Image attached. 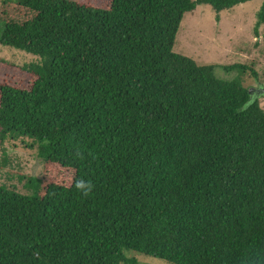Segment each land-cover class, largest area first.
I'll return each instance as SVG.
<instances>
[{
  "label": "trees",
  "instance_id": "trees-1",
  "mask_svg": "<svg viewBox=\"0 0 264 264\" xmlns=\"http://www.w3.org/2000/svg\"><path fill=\"white\" fill-rule=\"evenodd\" d=\"M247 1L0 0V45L38 57L0 85V140L72 172L0 184V264H264V110L172 51L184 13Z\"/></svg>",
  "mask_w": 264,
  "mask_h": 264
},
{
  "label": "rangeland",
  "instance_id": "rangeland-1",
  "mask_svg": "<svg viewBox=\"0 0 264 264\" xmlns=\"http://www.w3.org/2000/svg\"><path fill=\"white\" fill-rule=\"evenodd\" d=\"M77 1L104 8L111 0ZM261 3L262 0H250L238 4L232 11L219 12V19L215 18L216 13L210 5H197L193 11L184 13L172 51L199 64L215 65L216 77L238 81L247 91L264 87V25L259 26L258 36L253 33L256 12ZM11 12L18 18L24 16V12L14 8ZM36 60L38 57L30 53L0 45V85L28 88L34 77L22 65ZM257 98L264 110V95ZM31 142L24 137L9 136L0 140V184L28 193L30 190L25 182L31 175L42 177L43 174H51L56 182L58 176L67 181L71 170L55 165L44 168L37 155V146L28 145ZM49 181L45 177V182ZM127 255L135 256L138 264H172L134 251H127Z\"/></svg>",
  "mask_w": 264,
  "mask_h": 264
},
{
  "label": "clouds",
  "instance_id": "clouds-1",
  "mask_svg": "<svg viewBox=\"0 0 264 264\" xmlns=\"http://www.w3.org/2000/svg\"><path fill=\"white\" fill-rule=\"evenodd\" d=\"M76 187H77L78 189H82V190H84V194H85V195H87L88 192H89L90 189H91V186H90V185H86L83 181H79V182H77Z\"/></svg>",
  "mask_w": 264,
  "mask_h": 264
},
{
  "label": "water",
  "instance_id": "water-1",
  "mask_svg": "<svg viewBox=\"0 0 264 264\" xmlns=\"http://www.w3.org/2000/svg\"><path fill=\"white\" fill-rule=\"evenodd\" d=\"M249 95L252 96L253 94L255 96H259V95H264V87H259V88H251L248 91Z\"/></svg>",
  "mask_w": 264,
  "mask_h": 264
}]
</instances>
